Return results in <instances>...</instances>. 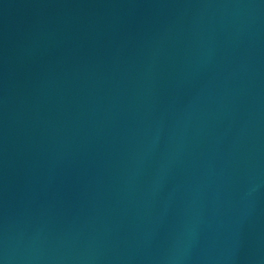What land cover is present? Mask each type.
<instances>
[{"label": "water", "instance_id": "obj_1", "mask_svg": "<svg viewBox=\"0 0 264 264\" xmlns=\"http://www.w3.org/2000/svg\"><path fill=\"white\" fill-rule=\"evenodd\" d=\"M0 264H264V0H0Z\"/></svg>", "mask_w": 264, "mask_h": 264}]
</instances>
